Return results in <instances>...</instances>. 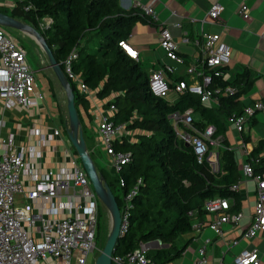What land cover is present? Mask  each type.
Segmentation results:
<instances>
[{
    "label": "built area",
    "instance_id": "obj_1",
    "mask_svg": "<svg viewBox=\"0 0 264 264\" xmlns=\"http://www.w3.org/2000/svg\"><path fill=\"white\" fill-rule=\"evenodd\" d=\"M249 0H238L237 14L244 20H249ZM159 0H120L124 8H139L143 15L154 23L159 21L156 5ZM27 9V8H26ZM224 5L219 1L212 3L206 14L218 20L224 12ZM51 22V21H50ZM204 22V20H201ZM50 23L42 24L46 28ZM180 27V23H174ZM183 43H189L187 36L182 37ZM192 42L200 47V57L196 62L189 63L186 68V79H179L170 87L165 74L174 69L168 65L150 73L148 86L151 93L157 97L168 99L170 92L177 95L188 92L199 96L202 102L218 103L219 98L236 92L230 85L211 86L213 77L222 75V68L230 63L231 48L219 33H203L201 39ZM158 43L165 56L179 64L183 58L178 54L177 43L170 31L160 24ZM122 50L134 61H138V50L128 44L127 39L118 42ZM78 57V51L73 48L63 62V72L69 82L80 91L87 86L80 76L73 72V61ZM0 98L6 106L12 108L21 105L24 108H37L44 99V94L38 87L37 75L29 65L23 47L0 26ZM114 106L102 114L98 123L101 146L109 160V168L114 173L119 172L122 165L130 161L129 152L115 150V142L125 136L126 124H116L112 120ZM264 112V99L253 101L245 106L242 113L232 114L227 122L233 125L243 141L244 131L256 112ZM193 109L173 111L168 119L179 140L189 145L198 164L207 161L213 171L219 170L220 138L215 137L216 128L207 124L203 129L193 126ZM59 129L41 137L38 145L32 147H15L12 139L0 143V264H87L88 256L94 253L99 227V205L90 181L81 166L72 146L64 147L66 165L56 172L47 170L43 175L35 172L34 164L29 167L28 159L41 158L39 146L60 136ZM243 146V143H240ZM264 160V152L251 161L242 163V177L251 178L256 183V199L250 212L248 226L243 237L254 238L264 232V176L254 173L253 162ZM31 175L30 187L23 180ZM241 181L232 185L237 190ZM120 180V186H123ZM137 186L124 197L125 205L120 209L122 224L120 233L125 234L128 228V209L130 198L136 194ZM17 197L21 201L17 200ZM233 198L213 197L204 201L203 210L214 215L209 221L195 220L193 231L208 227L221 238L225 237L223 225L236 224L242 217L241 212L231 211ZM190 217L197 216L196 211L188 213ZM205 239L194 253L193 264H207V243ZM161 244V242L159 241ZM238 243L237 239L228 240L226 247ZM142 245L125 255L113 254L111 264H148ZM218 264H260L256 250H241L235 254L231 263Z\"/></svg>",
    "mask_w": 264,
    "mask_h": 264
},
{
    "label": "trees",
    "instance_id": "obj_2",
    "mask_svg": "<svg viewBox=\"0 0 264 264\" xmlns=\"http://www.w3.org/2000/svg\"><path fill=\"white\" fill-rule=\"evenodd\" d=\"M0 11L39 30L62 69L65 58L76 48L78 57L73 61V72L87 87L96 91L99 99L113 96L105 104L115 108L112 120L116 124L125 123L126 129L135 132L133 142L123 137L114 144L116 151L131 154L130 161L122 165L119 172L112 170L107 176L98 168L120 209L125 205L124 197L134 186L138 187L127 207V231L118 240L114 254L125 255L147 242L158 240L168 247L146 250L148 264H167L185 250L184 245H176L177 239L192 231L195 220L203 219L206 199L231 197L237 208L240 196L232 185L239 181L241 173L235 152L227 145V140L222 141L224 147L218 148L219 170L213 171L207 161L196 162L191 147L177 138L168 115L192 108L199 116L194 119L193 126L203 129L212 124L216 128L214 136L222 135L228 124L227 118L243 111L239 97L252 83L247 68L231 82L212 76L211 86L236 88L234 94L219 98L216 109L188 92L171 101L151 93L148 74L118 45L119 41L129 37L136 22H153L139 8L124 10L120 0H16L15 8ZM45 18L51 23L42 29L40 23ZM109 53L112 60L107 65L102 64L99 55ZM70 85L76 106L83 105V94L72 82ZM169 85L173 87V84ZM263 145L264 141H261L258 147ZM258 147L250 153L249 159L257 156ZM253 168L255 174L264 176V160L253 162ZM120 180H123V186H120ZM190 211H196L197 216L190 217Z\"/></svg>",
    "mask_w": 264,
    "mask_h": 264
},
{
    "label": "crops",
    "instance_id": "obj_3",
    "mask_svg": "<svg viewBox=\"0 0 264 264\" xmlns=\"http://www.w3.org/2000/svg\"><path fill=\"white\" fill-rule=\"evenodd\" d=\"M139 1L146 2L147 0ZM216 1L222 3L225 7L218 20H214L206 14L210 5ZM248 4L251 18L244 20L237 14L238 0H159L156 5L159 21L156 23L149 22V20L136 22L127 38V42L138 50V61L136 62L141 64L142 69L148 76L152 71L163 69L166 65L172 67L174 71L166 73L165 77L169 83L173 84L178 78L186 79L185 71L188 64L196 62L200 57V47L196 46L192 40L201 39L203 33H219L221 39L232 49L230 63L221 69L222 75L220 77L231 82L244 68L250 71L251 86L247 92L239 97L240 108L242 109V107L252 104L253 101L264 99V0H249ZM15 6L16 0H0L1 10L10 11ZM120 6L127 10L121 3ZM201 20H204V22H201ZM50 21L49 18H45L41 21V25L51 23ZM161 23H164V26L176 41L178 54L183 58V63L179 64L170 60L160 48L158 37ZM174 23H180V27H175ZM3 28L8 34H10L8 30L18 32L14 29ZM183 36H187L190 42L183 43ZM23 49L27 57L28 51L24 47ZM39 49L35 52L37 54L38 69H41L42 62L46 59ZM142 59L147 60L148 63H143ZM46 78V83L42 84L39 75H37L38 87L44 94V99L37 108H24L21 105L10 108L0 98V143L3 140L12 139L15 147H32L38 145L40 138L51 134L54 129H59L61 132L60 136L46 142L44 146H39L42 152L41 158L32 157L30 160L28 159L29 167L32 168V164H34L35 172L38 175H43L49 169L58 172L64 168L66 154L63 148L71 145L65 131L66 122H62L55 101L54 92L57 91L50 83L47 75ZM76 89L83 94L85 99L83 105L79 104L77 109L84 138L91 155L94 161L97 157L101 158V154L108 160V156L101 146L98 123L102 114L109 111V108L105 106L107 103L105 101L112 100L113 96L109 99H99L96 91L89 87L85 91H80L77 87ZM170 93L174 97L170 98L168 96V99L173 101L177 94ZM209 104L210 107L215 109L218 107V103L209 102ZM255 114L251 119V127L247 129L248 134L244 135L245 139L243 137V141H240L239 133L237 134L234 126H230L231 129L229 130L234 136V143L227 144L235 152L238 170L241 173V181L237 189L240 196L239 202L237 208L234 207L235 204H232L231 210L241 212L242 217L236 224L226 223L223 225L224 238L216 236L206 226H203L200 231L192 230L184 234L183 240L185 241L183 245L185 250L177 258V264H193L195 250L205 239L209 240L207 243V264H218L221 261L231 263L233 256L243 249L256 250L260 264H264V232H260L254 238L242 236L248 226L250 212L256 199V183L251 178L242 177V163L251 161L253 157L249 159L250 153L259 146V142L264 141V112L257 113L259 114L258 117ZM193 116L195 119L196 117L199 118L198 114L194 112ZM229 130L226 128L222 135L217 136L220 138L222 146L224 145L222 141L224 142V139H226L224 136L229 133ZM130 132L133 131L126 129L124 137L133 142L135 132L132 133V140L128 139V133ZM241 142L243 146L240 145ZM72 150L74 151L73 147ZM263 152L264 145L256 150L257 156H260ZM97 167L103 169L98 164ZM30 178L31 175L29 174L23 179L27 188L30 187ZM212 218H214V215L205 212L202 220L209 221ZM233 239H237L238 243L233 247H226V242ZM167 264H174V262Z\"/></svg>",
    "mask_w": 264,
    "mask_h": 264
},
{
    "label": "water",
    "instance_id": "obj_4",
    "mask_svg": "<svg viewBox=\"0 0 264 264\" xmlns=\"http://www.w3.org/2000/svg\"><path fill=\"white\" fill-rule=\"evenodd\" d=\"M0 26L14 29L35 39L46 59L47 65L52 69L56 80L65 94L67 112L66 135L77 158L79 159L81 166L86 172L97 200H99L100 203L107 209L111 218V226L105 244L99 255L96 257L94 264H111V258L115 252L118 240L124 235L120 233L122 224L121 211L112 190L106 182L103 174L98 169L87 146L72 86L39 30L1 11ZM159 245H161L159 241L155 240L143 244L142 248L148 250L151 247H158Z\"/></svg>",
    "mask_w": 264,
    "mask_h": 264
},
{
    "label": "rangeland",
    "instance_id": "obj_5",
    "mask_svg": "<svg viewBox=\"0 0 264 264\" xmlns=\"http://www.w3.org/2000/svg\"><path fill=\"white\" fill-rule=\"evenodd\" d=\"M29 25H31V24H29ZM8 31L28 51L27 61H28L29 65L32 67V69L35 71L36 75H39L40 82L42 84L46 83V81H47L46 75L49 77L50 83L53 85V87L57 91V92H54V96H55V101L58 105V110L60 112V118H61L62 122H66V124H67L65 94H64L63 90L61 89L58 81L56 80L52 69L47 65L46 60H43L42 65L40 67L41 69H38L37 59H36L37 54L35 52L36 50L39 49L37 42L32 37H30V36H28L22 32H14V31L10 32V30H8ZM39 51H40V49H39ZM231 51H232V49H231ZM231 57H232V53H231ZM111 60H112V54L111 53H109L107 56L99 55V61L104 65H107ZM142 62L148 63L147 60H144V59H142ZM169 97L173 98L174 95H171V93H170ZM105 102H107V100ZM257 113H261V112H257ZM257 113L255 114L256 117L259 116V114H257ZM196 119H198V117H196ZM251 125H252V122L250 121L247 124V129H249L251 127ZM230 126H231L230 124H226V128H228V130L231 129ZM132 133L133 132L128 133V139H130V140L133 139ZM237 134H238V132H237ZM243 134L244 135L248 134V130L245 129ZM224 137L227 139L228 144L234 143V136L230 130H229V133H226ZM97 158L95 159L96 160L95 163H97L99 166H101V168L104 169L107 176H108V174L111 175L112 170L109 168V161L106 159V157L101 154V158H98V160H97ZM17 200L21 201L19 197H17ZM97 201H98L99 211H100V213H99V219H100L99 232H98V237H97V242H96V249L94 250V253L89 254L87 264H94L96 257L99 255L100 251L102 250V248L105 244V241H106V238H107L108 232L110 230V226H111V218H110L109 212L100 203L99 200H97ZM183 239H184L183 235L177 239L176 245L178 247H181L184 244L185 240H183ZM158 247H168V245H164L161 243V245H159ZM158 247H156V248H158ZM172 262H174V264H177L178 259H175Z\"/></svg>",
    "mask_w": 264,
    "mask_h": 264
}]
</instances>
